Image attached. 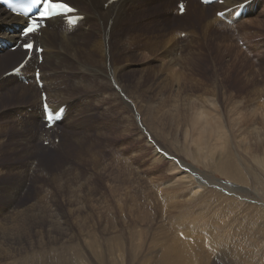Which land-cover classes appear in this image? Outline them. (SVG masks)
Listing matches in <instances>:
<instances>
[{
    "label": "rangeland",
    "instance_id": "374dc122",
    "mask_svg": "<svg viewBox=\"0 0 264 264\" xmlns=\"http://www.w3.org/2000/svg\"><path fill=\"white\" fill-rule=\"evenodd\" d=\"M183 1V22L172 20L174 2L151 20L144 0L135 14H147L133 31L117 18L99 38L86 18L75 26L74 47L56 51L66 74L49 71L54 58L50 68L38 64L46 79L64 75L62 92L71 97L50 139H41L35 96L0 86V264H163L175 236L189 243L193 264H264V0H248L241 23L216 20L223 5L214 6L206 24L194 18L196 1ZM103 59L125 69L111 79L115 88L99 69ZM10 61L0 72L15 66ZM196 119L225 132L204 146Z\"/></svg>",
    "mask_w": 264,
    "mask_h": 264
},
{
    "label": "bare ground",
    "instance_id": "6f19581e",
    "mask_svg": "<svg viewBox=\"0 0 264 264\" xmlns=\"http://www.w3.org/2000/svg\"><path fill=\"white\" fill-rule=\"evenodd\" d=\"M59 1H63L65 2L66 4H69L72 8H74L76 10L75 13H73L72 15L74 16H81L82 17V22H78L77 24V27H80V25L83 24V20H88L89 23L91 24H94L97 23V38H99V31L104 28L105 26H109L111 25L115 19L118 18L119 21L121 22H126V21H129V24L131 25V30L133 31L132 27L135 26V24L137 23V20L139 19L138 17H143L145 14H147L146 11H142V10H139L141 11V13L137 16V14H135V11H137V9L141 8V7H138L136 6V4L138 2H141V1H144V0H116V1H113L112 3L110 2V0H59ZM145 1H149V3L147 4H144L142 7L143 8H147V11L149 13H151V17H149L151 20H154V19H158L159 17L163 19V17L166 16L165 13H163L162 9L163 8H166V7H171V3L174 2V4H176L179 0H145ZM183 1V0H182ZM189 1H193L195 2L196 1V12H199L197 15H194V18L196 16H198L199 18V21L201 20V22L204 20V24L208 23V19L209 17L211 16V11L210 9L213 8L214 6L216 7H219L221 5H223L221 8H219V10H217L218 12H221L222 10H226L228 8H231L233 6H237L238 4H241V3H244L245 1H248V0H224V3L221 4V5H218V4H211V5H201L199 3L198 0H189ZM256 2L258 3L259 0H256ZM103 3V5H102ZM129 3H131L132 5H129ZM151 5H154V8L152 7L151 9ZM156 5H158L159 7H156ZM83 8L86 9V12L85 11H81ZM178 7L175 8L174 10V15L175 17L172 19V20H178V21H181L183 22V18L188 14L189 12V6L187 5L186 8H185V12L179 16L177 15L178 14ZM201 10V11H200ZM152 12H156V13H152ZM205 16V18L203 19V15ZM232 14V13H231ZM149 15V14H148ZM154 16V17H153ZM173 17V16H172ZM159 18V20H160ZM216 20L217 17H215ZM196 20H198L197 18H195ZM230 20L231 19V15L229 17ZM93 20V21H91ZM243 18L238 20L237 22H242ZM22 20H20L19 18H16V17H13L11 16L8 12H5L4 10H2V8L0 7V36L4 37L6 40H10V41H14V43L16 44L18 41L21 42L20 43V46L15 49L14 51H10L8 48L6 50H1L0 51V63L1 62H7L9 60H14L16 61V64L15 66L11 67L10 69H5V71L3 72H0V86L3 87L2 89H6L7 90V95H9V91L10 89L12 88L13 90L17 89L19 91H21L20 93L22 94V96H26V94L29 96V99L32 100L33 97H34V100L30 101L31 105H33L35 108H38L37 111L34 113L35 116H37L39 118V116L43 119V113H42V101L40 99V93L41 91H44L45 92V101L47 102L49 108L52 109L53 112H55V110L57 108H59L60 106H63V105H66L68 102L67 101H70V98L69 96L67 95H64L65 93L62 92V88L63 86L66 84L65 82L68 83V79L67 81H63L65 80L64 78V75L62 74H59V75H62V76H59L58 74H55L54 77H51V78H48L46 79L45 77V72L41 73V81H42V86L41 89H38L36 88V93L35 91L33 92V90L29 93H27V91L25 90V88H27V86H22L21 83L17 80L16 77L12 76V75H7V72H9L10 70L14 69L18 64H20L22 62V60H24L27 56V53L25 51H21V45L23 43H27L29 41H34L35 45L36 46H40L43 51H42V56H43V62H42V67L43 66H46V67H49L48 65V61H50V59L54 58V63L52 64L53 67L49 70V71H52V73L56 72V73H65L68 72L66 70V68H64L63 66H61L60 64V61L61 59H64V57L61 55V54H58L57 55V50L60 48V49H72L74 47V42H75V39H74V32L76 30L75 27H72L70 26L69 24H67L65 21H63L60 17H53L52 19H49L46 21V26L47 24L51 25V28H42L39 33L37 32L36 35H32L31 37L27 36V37H24V38H20L19 35H20V31H16V30H13L12 32H10V29L13 28L14 24H20ZM220 21V20H219ZM236 22V23H237ZM240 22V23H241ZM203 26V25H202ZM87 26H83V30L81 31V35L82 36H87L89 34V31H90V28H86ZM90 27V26H89ZM85 28V29H84ZM85 30V31H84ZM143 30V29H142ZM201 30V29H200ZM204 29L202 28V31ZM204 32V31H203ZM142 33V32H141ZM145 33V32H144ZM131 35V34H130ZM129 37L131 39H134L132 37V35ZM134 35V34H133ZM136 36V35H135ZM134 36V37H135ZM140 36V35H139ZM91 38V37H90ZM129 38V39H130ZM125 40H127L126 37H124ZM123 38L119 39L118 41H122ZM73 41V44H71V42ZM137 41V40H136ZM120 43H123L120 42ZM148 45V44H147ZM146 45V46H147ZM145 47V46H144ZM145 49V48H144ZM60 50V51H62ZM111 48L108 47V46H105L104 48L102 47L101 48V53L103 54L104 56V53L106 54L108 51H110ZM59 52V51H58ZM32 57L28 60V62L26 63L27 64V67H35V66H38L39 62H38V56L35 55L34 52L31 53ZM6 56V57H5ZM5 57V58H3ZM74 59V58H73ZM76 59V58H75ZM10 61L11 63H14ZM53 61V60H51ZM56 62V63H55ZM69 63V61H66L65 60V64L67 65ZM101 63V62H100ZM76 66V65H74ZM78 66H79V63H78ZM0 67H5L3 65H0ZM85 67V66H84ZM50 68V67H49ZM48 68V69H49ZM87 68V67H85ZM56 69L58 70H61L60 72L59 71H56ZM101 69V72L103 74L106 75V79L107 81L111 84V86L114 87V84L112 82L111 79H113L114 81V78H115V74L116 73H123L125 71L124 68L121 67V65L119 64H115V65H112V62L106 60V59H103V62L101 63L100 65V68ZM127 70V69H126ZM114 71V73H112ZM72 72V71H71ZM98 71L97 72H93L92 76H95L98 78ZM119 73V74H120ZM102 74V75H103ZM7 75V76H6ZM78 77V76H77ZM75 77V78H77ZM68 78V77H67ZM74 78V77H73ZM105 78V77H104ZM27 79V78H26ZM33 80H34V77H33ZM49 80V82H48ZM84 80V79H83ZM89 81V79H88ZM118 81V80H117ZM65 84H64V83ZM100 82V81H99ZM120 82V81H119ZM11 83V86H9L8 84ZM49 83V85H47ZM90 83V82H89ZM88 82H85V83H80V84H83V86H87V87H90L92 85H89ZM103 83V82H102ZM117 83V82H115ZM64 84V85H63ZM8 85V86H6ZM73 85V84H72ZM96 85V84H95ZM103 85V84H102ZM118 85V84H117ZM30 86V85H28ZM49 86H50V89H49ZM66 86V85H65ZM109 86V85H108ZM0 87V88H1ZM107 87V86H106ZM110 87V86H109ZM122 87V86H120ZM67 88V87H66ZM65 88V89H66ZM69 88H72L71 87H68L67 89ZM92 88V87H91ZM100 88V87H99ZM115 88V87H114ZM11 89V90H12ZM52 89V90H51ZM66 89V90H67ZM88 89V88H87ZM64 90V91H66ZM73 90V89H72ZM89 90V89H88ZM95 90V89H94ZM15 91V90H14ZM71 91V90H70ZM86 91V90H85ZM84 91V92H85ZM121 91V90H120ZM12 92V91H11ZM82 92V91H81ZM80 92V93H81ZM95 92H97L95 90ZM4 93V92H3ZM15 94V92H13ZM12 93V94H13ZM19 93V94H20ZM83 93V92H82ZM98 93V92H97ZM20 94V95H21ZM36 94H38V96H36ZM79 94V93H78ZM100 95V93H98ZM103 95V94H102ZM112 95V94H111ZM114 96V94H113ZM6 97V96H5ZM13 97V96H12ZM11 97V98H12ZM27 97V96H26ZM25 97V98H26ZM98 97V95L96 96ZM95 97V101H99L97 100ZM101 97V96H100ZM108 97V95L105 96V98ZM112 97V96H111ZM121 97V96H120ZM3 98V96L1 97V99ZM9 98V97H8ZM22 98V97H21ZM109 98V97H108ZM56 99L58 102L56 103L55 101H52ZM3 100V99H2ZM1 100V101H2ZM93 100V99H91ZM116 100V99H115ZM118 100V99H117ZM89 102V101H88ZM99 102H104V100H101ZM98 102V103H99ZM87 103V102H86ZM97 103V104H98ZM74 104V103H73ZM116 104V103H115ZM90 105L89 103L87 104V106ZM124 105V103H123ZM24 106V105H23ZM86 106V107H87ZM93 107V105H91ZM104 107V106H103ZM107 108V106H105ZM99 108V107H98ZM101 108V107H100ZM125 108V107H124ZM128 108V107H127ZM126 108V109H127ZM196 108V107H195ZM27 108H23L21 109L20 112H18V114H24L25 113V110ZM81 109V108H80ZM88 109V108H87ZM4 110V109H3ZM98 110V109H97ZM167 110V109H166ZM91 111V110H90ZM200 111V109H199ZM201 112V111H200ZM90 113V112H89ZM205 113V111L203 112ZM202 113V114H203ZM252 113V112H251ZM259 113V112H258ZM199 115V113H197ZM153 115V113L151 114ZM201 115V114H200ZM241 115V114H240ZM253 115V114H252ZM63 119L60 121V122H56L52 128H46L45 127V122H44V127H43V130L41 132H43L41 134V139L43 138V140L45 141L47 138V136H49L51 134V130L55 129V127L57 125H60V124H63L66 119L68 118L67 116V110L65 111L64 115H63ZM155 116V115H154ZM1 117V116H0ZM241 118V117H240ZM243 118V117H242ZM251 118V117H250ZM201 119V118H200ZM205 119V117H204ZM238 120V119H237ZM243 120V119H242ZM241 120V121H242ZM152 120H150V123H151ZM204 122H200L198 119L194 120V125L195 127L197 126V130H195L197 132V136H196V142L198 143H202L203 141H206V139L211 135H214L216 138L218 137V140L220 137V133L222 132H225V131H219L220 133L216 134V132L213 133V131H215V129H217V125L215 126L214 124L216 122H214V126H210V124H208L209 122L206 120H203ZM81 122V121H80ZM208 122V123H207ZM263 122V121H262ZM77 123V122H76ZM75 125L78 126L79 122ZM240 123V122H239ZM238 124V123H237ZM236 125V123H235ZM82 126V124H80V127ZM218 129L221 128L220 125H218ZM207 127L209 128V130L207 129ZM214 129H213V128ZM230 127V126H229ZM232 127V126H231ZM234 128V127H233ZM236 128V127H235ZM1 129V128H0ZM221 129H224V128H221ZM220 129V130H221ZM247 129V128H246ZM244 130L246 132H248L247 130ZM74 130H76V128H74ZM241 130V128H240ZM86 131V130H85ZM97 131V130H96ZM237 131V130H236ZM243 131V132H244ZM45 132V133H44ZM239 132H242V131H239ZM224 134V133H223ZM222 134V135H223ZM244 134V133H242ZM241 134V135H242ZM66 135V134H65ZM160 135V134H159ZM240 135V136H241ZM157 136V135H156ZM213 136V137H214ZM224 136V135H223ZM50 137V136H49ZM212 137V138H213ZM68 138V136L66 137ZM73 137H71L72 139ZM194 138V137H193ZM211 138V140H212ZM240 138V137H239ZM158 139V138H157ZM156 139V140H157ZM210 140V139H209ZM217 140V139H216ZM244 140V138L242 139ZM65 141V140H64ZM71 141V140H70ZM194 141V140H193ZM213 141V140H212ZM237 141V140H236ZM67 142V140H66ZM217 142V141H216ZM218 142H221V141H218ZM4 143V141L2 142ZM72 143V141H71ZM213 143V142H212ZM240 143V142H239ZM238 143V144H239ZM14 144V143H13ZM64 144V143H63ZM204 144V146L206 145L205 143H202ZM22 145V143H21ZM27 145V144H26ZM65 145V144H64ZM63 145V146H64ZM97 145V143H96ZM216 145V144H215ZM220 145V143H218V146ZM222 145V143H221ZM244 145V144H243ZM13 146V145H11ZM20 146V145H19ZM62 146V145H61ZM214 146V145H213ZM22 147V146H21ZM74 147V145H73ZM207 147V146H206ZM216 148V146H214ZM41 148H45V147H42ZM107 148V147H106ZM220 148V147H219ZM247 148V147H246ZM250 148V147H249ZM208 149V147H207ZM9 150V149H8ZM32 150V149H31ZM96 150V149H94ZM93 150V151H94ZM110 150V149H109ZM209 150V149H208ZM202 151V150H201ZM213 151V150H212ZM28 152V151H27ZM114 152V151H113ZM112 152V153H113ZM162 153V151H160ZM214 152V151H213ZM30 153V152H29ZM43 153V152H42ZM27 154V153H26ZM44 154V153H43ZM93 154V152H92ZM105 154V153H103ZM223 154V153H222ZM89 155V154H88ZM107 155V154H106ZM160 155V154H158ZM157 155V156H158ZM211 155V154H210ZM93 156H95L93 154ZM113 156V155H112ZM88 157V156H87ZM86 157V158H87ZM160 157V156H159ZM225 157V156H224ZM79 158V156H78ZM162 158V157H161ZM104 159V158H103ZM114 159V158H113ZM114 161V160H113ZM118 161V160H117ZM121 161V160H120ZM80 162V161H79ZM81 163V162H80ZM124 163V162H123ZM174 163V162H173ZM183 163V162H182ZM114 164V163H113ZM12 165V164H11ZM83 165V164H82ZM112 165V164H111ZM176 165V164H175ZM114 166V165H113ZM125 166V165H124ZM177 167V166H176ZM228 166H224L222 168L223 172L224 173H227L228 175H230L231 177L235 178L236 180H238V183L240 182L241 183V180H242V176H238L236 173L234 172H230L231 169L227 168ZM125 168V167H124ZM66 170V169H64ZM63 170V171H64ZM123 170V169H122ZM215 171V170H214ZM101 172V171H100ZM221 172V171H220ZM66 173V172H65ZM77 173V172H76ZM122 173V172H121ZM62 174V173H61ZM59 175V176H62V175ZM126 174V173H125ZM124 174V175H125ZM70 175V174H69ZM19 176H22V175H19ZM75 176V175H74ZM88 176V175H87ZM60 178V177H59ZM215 178V177H214ZM20 179V178H19ZM61 179V178H60ZM207 179V178H206ZM76 180V179H75ZM123 181V180H122ZM204 181V180H203ZM215 181V180H214ZM233 181V180H232ZM69 182V181H68ZM76 182V181H75ZM212 182V181H211ZM22 183V182H21ZM50 183V182H49ZM196 183V182H194ZM193 183V184H194ZM116 184V183H114ZM213 184V183H212ZM17 185V184H16ZM194 186V185H193ZM228 186V185H227ZM234 187H236L235 185H232ZM251 186V185H250ZM16 187V186H15ZM21 188V186H19ZM80 187V186H79ZM18 187H16L17 189ZM154 188V187H153ZM220 188V187H219ZM48 189V188H47ZM209 189V187H208ZM241 189H243L241 187ZM78 190V189H76ZM81 190V189H80ZM219 190V189H218ZM236 190V189H235ZM234 190V191H235ZM239 190V189H238ZM192 191V190H191ZM240 191V190H239ZM249 191V190H248ZM71 192V191H70ZM74 192V191H73ZM244 192H247L244 191ZM88 193V192H87ZM239 193V192H238ZM243 193V192H242ZM249 193V192H248ZM71 194V193H70ZM245 194V193H244ZM67 195V194H66ZM133 195V194H132ZM110 196V195H109ZM77 197V196H76ZM254 198V197H253ZM126 199V198H125ZM124 199V200H125ZM197 200V199H196ZM195 200V201H196ZM140 201V200H139ZM208 209V208H207ZM57 210V209H56ZM148 211V210H147ZM36 212V211H35ZM20 213V212H18ZM7 214V213H6ZM14 214V213H13ZM16 215L17 212L15 213ZM10 215H12L10 213ZM88 215V214H87ZM13 216V215H12ZM189 216V215H188ZM187 216V217H188ZM85 217V216H84ZM8 219V218H7ZM5 221V220H4ZM80 221V220H79ZM78 221V222H79ZM185 221V220H184ZM183 222V221H182ZM181 222V223H182ZM187 224V221L183 223L184 224ZM189 223V222H188ZM117 224V223H116ZM191 225V224H190ZM185 227V226H184ZM180 228V227H179ZM198 229V228H197ZM163 230V229H162ZM164 231V230H163ZM210 235V234H209ZM187 237V236H186ZM197 237V236H196ZM200 238V237H199ZM197 238V240L199 239ZM171 240V239H170ZM169 240V241H170ZM200 240V239H199ZM201 240H202V237H201ZM203 241V240H202ZM200 241V242H202ZM199 242V244H201ZM8 243V242H7ZM118 243V242H117ZM9 244V243H8ZM165 244V243H164ZM198 244V245H199ZM13 245V244H12ZM3 246V245H2ZM195 247V246H194ZM199 247V246H198ZM197 248V247H196ZM201 248V246H200ZM96 249V248H95ZM194 249V248H193ZM198 249V248H197ZM204 250V248H202ZM93 250V249H92ZM201 250V252L203 253L204 251ZM198 251V250H197ZM162 252H164V263L163 264H193L192 263V256L190 254H192L191 251L190 252V245L187 241H184L182 238H178L177 236H175L169 243H166V245L164 246V248L162 249ZM200 252V251H199ZM200 252V253H201ZM198 253V252H197ZM196 253V254H197ZM199 255V253H198ZM191 256V257H190ZM202 254H200V258L203 259L204 256L207 257V255L204 254V256H202ZM204 257V258H206ZM29 258V257H28ZM161 259V258H160ZM200 259V260H201ZM163 260V259H162ZM206 260V259H205ZM202 261V260H201ZM163 262V261H162ZM204 262V259L203 261ZM106 263V262H105ZM205 263V262H204Z\"/></svg>",
    "mask_w": 264,
    "mask_h": 264
},
{
    "label": "snow or ice",
    "instance_id": "6c2138e0",
    "mask_svg": "<svg viewBox=\"0 0 264 264\" xmlns=\"http://www.w3.org/2000/svg\"><path fill=\"white\" fill-rule=\"evenodd\" d=\"M42 3V7L39 8L37 15L28 22L27 27L23 31V36L27 37L30 34L36 32L40 27L39 21L48 20L53 17L63 16L69 13H72L74 10L68 7L65 3L59 2V0H34L35 5H40ZM181 12H183V6L181 5ZM27 14V13H25ZM24 48L27 52H31L33 50V45L30 43H26ZM53 119L52 116L48 117V120L51 122Z\"/></svg>",
    "mask_w": 264,
    "mask_h": 264
}]
</instances>
